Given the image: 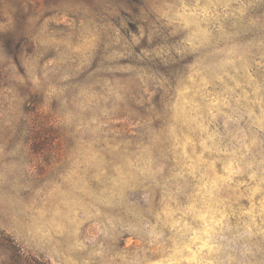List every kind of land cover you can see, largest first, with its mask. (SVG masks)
Returning a JSON list of instances; mask_svg holds the SVG:
<instances>
[{
	"label": "rangeland",
	"instance_id": "374dc122",
	"mask_svg": "<svg viewBox=\"0 0 264 264\" xmlns=\"http://www.w3.org/2000/svg\"><path fill=\"white\" fill-rule=\"evenodd\" d=\"M96 2L86 32L82 0L35 6L60 15L55 40L71 34V48L42 46L59 61L50 77L66 74L88 107L53 122L43 94L24 103L12 69L0 73V90L18 98L0 124V171L15 187L0 195L40 229L27 252L79 264V243L103 229L93 246L116 264H264V0ZM8 11L36 14L17 0ZM0 45L10 53L11 30Z\"/></svg>",
	"mask_w": 264,
	"mask_h": 264
},
{
	"label": "clouds",
	"instance_id": "9594fccd",
	"mask_svg": "<svg viewBox=\"0 0 264 264\" xmlns=\"http://www.w3.org/2000/svg\"><path fill=\"white\" fill-rule=\"evenodd\" d=\"M17 3L23 6L24 12L28 11V5L31 4L36 14L29 15L27 20L21 19L19 15L14 18L8 11L9 0H0V33L11 30L12 35L10 53L0 45V73L5 71V65H7L8 68L12 69L9 80L17 81L18 85H23L24 103H28L29 94L39 92L44 96V105L40 111L50 112L53 122H67L70 116L78 114V110L88 107L90 102L84 98L83 92L77 91L73 87L66 74L50 77V72L55 71L54 66L59 61L49 60V56L56 54L52 49L42 48V46L51 44L58 47L65 44L71 48V34L68 38H62L59 41L51 35L48 31L49 24L53 20L56 23L61 22V17L57 14L55 17L44 18L40 9L35 8L37 3L43 7L44 0H17ZM95 7H97L96 0H82L81 10L84 13V19L80 20L82 32L89 31L87 17L90 14V8ZM104 11H107L106 7H104ZM69 23L71 22L69 21ZM73 26L75 27V25ZM17 45H19L18 48ZM29 49L32 51L30 52ZM72 50L76 51L75 48ZM13 57H15L16 63L22 65L23 75L16 72ZM10 93H13L12 87L7 90H0V124H11L12 122L18 98L15 94L10 95ZM111 94L116 97V100L123 99L120 92L115 89L112 90ZM53 99L62 105V112L57 109H49L48 103ZM162 115L163 113L161 116H154L153 119L159 120ZM4 151L5 145L0 143V153ZM163 170V165L157 169L158 172H163ZM0 186L4 189L15 187L6 170L0 171ZM51 223H56L55 218ZM94 227L100 229L99 225H94ZM0 229L13 233L18 241H24L21 251L25 255L31 242L36 239V233L40 231L34 226L32 219L27 216L21 202L6 194L0 195ZM101 232L103 229L95 234L90 233L85 237L86 243L83 241L79 243L78 247L86 250V254L81 256L79 264H116L115 258H106L107 254L104 247L93 246L96 236L100 235ZM59 234L62 235L63 232ZM119 259L121 264L127 260L125 256H120ZM0 264H23V261L22 258L14 259L12 251L4 244H0Z\"/></svg>",
	"mask_w": 264,
	"mask_h": 264
},
{
	"label": "trees",
	"instance_id": "16d2710c",
	"mask_svg": "<svg viewBox=\"0 0 264 264\" xmlns=\"http://www.w3.org/2000/svg\"><path fill=\"white\" fill-rule=\"evenodd\" d=\"M0 239V244H4L6 247L9 248L10 251H12L14 259L22 258L23 264H49L47 261H42L35 258L28 252L25 255L21 251L22 247L17 244V242L12 238V236L8 234H2Z\"/></svg>",
	"mask_w": 264,
	"mask_h": 264
}]
</instances>
